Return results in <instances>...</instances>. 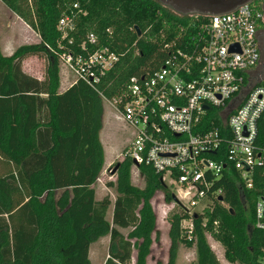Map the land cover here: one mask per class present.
<instances>
[{
    "label": "trees",
    "instance_id": "trees-1",
    "mask_svg": "<svg viewBox=\"0 0 264 264\" xmlns=\"http://www.w3.org/2000/svg\"><path fill=\"white\" fill-rule=\"evenodd\" d=\"M0 2L40 39L11 56L0 46V264H92L90 247L105 237V264H148L157 233L152 200L161 192L172 204L173 194L145 164L137 168L144 186H135L133 161L125 157L115 165L116 181L107 184L115 192L113 206L109 196L96 200L105 168L104 102L121 106L131 79L159 70L209 19L176 16L153 0ZM63 16L75 20L73 44L57 30ZM92 33L99 45L87 49L108 47L118 61L95 87L76 79L60 93V55L84 53L80 45ZM33 56L47 60L44 81L22 70ZM222 186L223 202L194 220L191 235L181 227L187 214L169 218L168 264H176L181 245L195 248L197 264H221L208 236L229 264H260L264 232L254 228L249 194L232 176Z\"/></svg>",
    "mask_w": 264,
    "mask_h": 264
},
{
    "label": "built area",
    "instance_id": "built-area-1",
    "mask_svg": "<svg viewBox=\"0 0 264 264\" xmlns=\"http://www.w3.org/2000/svg\"><path fill=\"white\" fill-rule=\"evenodd\" d=\"M207 18L185 50L154 73L131 79L124 103H113L134 131L125 157L162 176L173 203L188 216L181 224L188 235L196 218L223 202L227 176L249 194L254 228L264 232L263 12L255 1ZM75 29L70 16L57 26L69 44ZM87 45L97 47V36H86L84 53L66 50L59 60L75 80L95 87L118 56L108 47L90 51Z\"/></svg>",
    "mask_w": 264,
    "mask_h": 264
},
{
    "label": "rangeland",
    "instance_id": "rangeland-1",
    "mask_svg": "<svg viewBox=\"0 0 264 264\" xmlns=\"http://www.w3.org/2000/svg\"><path fill=\"white\" fill-rule=\"evenodd\" d=\"M37 35V34H36ZM27 25L0 2V46L4 56H10L16 48L39 42L36 36ZM31 58V57H30ZM27 61L26 69L29 73H45L47 60L44 56H33ZM61 75H67L71 81H75L74 74L59 61ZM23 69V68H22ZM101 141L105 148L106 165L95 186L96 200L100 201L109 196L113 202L115 200L114 190L107 187L108 183L116 181L115 165L125 159L128 146L133 139L134 131L121 118L113 103L104 102L103 129L101 131ZM113 159L110 163L109 161ZM109 163V164H108ZM4 161L0 160V175L5 173ZM132 182L135 186L143 188V179L139 176L134 167L132 172ZM153 208L157 215V233L153 236L154 244L152 255L148 259V264H168L170 249L169 218L174 214H180L181 208L174 203L167 204L163 193L159 192L152 200ZM112 206L110 207L107 220L111 222ZM126 234V231H122ZM217 259L221 264H229L224 258V250L210 236L207 237ZM110 246L109 237L100 239L90 247L89 259L92 264H105L108 258ZM176 264H197L195 248H187L181 245L178 250Z\"/></svg>",
    "mask_w": 264,
    "mask_h": 264
},
{
    "label": "water",
    "instance_id": "water-1",
    "mask_svg": "<svg viewBox=\"0 0 264 264\" xmlns=\"http://www.w3.org/2000/svg\"><path fill=\"white\" fill-rule=\"evenodd\" d=\"M172 14L186 18L191 16L212 17L232 13L256 0H153ZM137 169L139 166L133 162ZM118 166L115 168L117 171ZM176 201V198L173 196ZM220 201L223 199L220 198ZM197 217V216H196Z\"/></svg>",
    "mask_w": 264,
    "mask_h": 264
},
{
    "label": "crops",
    "instance_id": "crops-1",
    "mask_svg": "<svg viewBox=\"0 0 264 264\" xmlns=\"http://www.w3.org/2000/svg\"><path fill=\"white\" fill-rule=\"evenodd\" d=\"M28 27V26H27ZM33 31V30H32ZM35 33V32H34ZM35 35H36V33H35ZM36 36H38V35H36ZM39 37V36H38ZM39 42H40V39H39ZM38 42V43H39ZM37 44V43H36ZM17 49V48H16ZM15 51V50H14ZM14 51H13V53H14ZM12 53V54H13ZM11 54V55H12ZM10 55V56H11ZM30 59H33L32 57L30 58H27L26 60H24L23 62H22V70H23V72L25 73V74H27V75H29V76H31V77H33V78H35V79H37V80H39V81H44V79H45V73H29V71H24V70H27L26 69V66H25V64L27 63V61L28 60H30ZM27 65V64H26ZM60 79H61V86H60V93H64V92H66L70 87H71V85L74 83V81H71L70 79H69V77H67V75L65 74V75H61V73H60ZM100 139H101V135H100ZM102 142V141H101ZM103 144V143H102ZM103 148H104V145H103ZM104 152H105V148H104ZM113 159H111L110 161H109V163L112 161ZM108 163V164H109ZM111 164V163H110ZM105 165H106V154H105Z\"/></svg>",
    "mask_w": 264,
    "mask_h": 264
},
{
    "label": "flooded vegetation",
    "instance_id": "flooded-vegetation-1",
    "mask_svg": "<svg viewBox=\"0 0 264 264\" xmlns=\"http://www.w3.org/2000/svg\"><path fill=\"white\" fill-rule=\"evenodd\" d=\"M256 2L258 3L260 8L262 9L263 17H264V0H256ZM260 43H261L262 47L264 48V28L261 30V33H260Z\"/></svg>",
    "mask_w": 264,
    "mask_h": 264
}]
</instances>
